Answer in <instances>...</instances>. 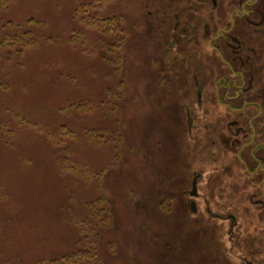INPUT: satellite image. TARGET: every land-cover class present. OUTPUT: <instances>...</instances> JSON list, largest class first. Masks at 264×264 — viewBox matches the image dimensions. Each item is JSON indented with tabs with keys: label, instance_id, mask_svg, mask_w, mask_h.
Instances as JSON below:
<instances>
[{
	"label": "rangeland",
	"instance_id": "374dc122",
	"mask_svg": "<svg viewBox=\"0 0 264 264\" xmlns=\"http://www.w3.org/2000/svg\"><path fill=\"white\" fill-rule=\"evenodd\" d=\"M3 1L0 264H234L227 229L186 195L221 65L173 32L220 24L232 0ZM242 34L264 50V26Z\"/></svg>",
	"mask_w": 264,
	"mask_h": 264
},
{
	"label": "flooded vegetation",
	"instance_id": "af4514ba",
	"mask_svg": "<svg viewBox=\"0 0 264 264\" xmlns=\"http://www.w3.org/2000/svg\"><path fill=\"white\" fill-rule=\"evenodd\" d=\"M232 2L235 8L227 9L220 24L208 20L180 32L178 24L173 27L177 37H197L221 65L213 87L222 113L204 120L198 131L207 168L192 174L187 207L193 216L203 214L211 225L216 221L227 229L231 263L264 264V50L242 39L244 25L254 34L264 26V0ZM211 6L216 10L217 1ZM198 73L192 76L196 102L184 107L190 138L206 89Z\"/></svg>",
	"mask_w": 264,
	"mask_h": 264
},
{
	"label": "trees",
	"instance_id": "16d2710c",
	"mask_svg": "<svg viewBox=\"0 0 264 264\" xmlns=\"http://www.w3.org/2000/svg\"><path fill=\"white\" fill-rule=\"evenodd\" d=\"M2 1H3V0H0V5H1V6H3V5L6 4V1H3V2H2Z\"/></svg>",
	"mask_w": 264,
	"mask_h": 264
}]
</instances>
